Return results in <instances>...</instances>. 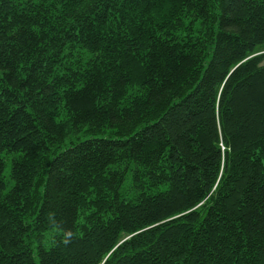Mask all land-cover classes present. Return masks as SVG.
Instances as JSON below:
<instances>
[{
  "label": "trees",
  "instance_id": "1",
  "mask_svg": "<svg viewBox=\"0 0 264 264\" xmlns=\"http://www.w3.org/2000/svg\"><path fill=\"white\" fill-rule=\"evenodd\" d=\"M0 264H264V0H0Z\"/></svg>",
  "mask_w": 264,
  "mask_h": 264
}]
</instances>
